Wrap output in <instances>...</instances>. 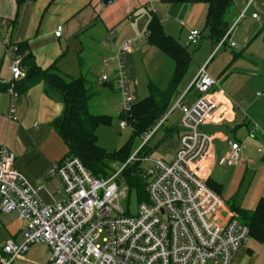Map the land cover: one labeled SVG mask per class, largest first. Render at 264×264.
I'll list each match as a JSON object with an SVG mask.
<instances>
[{"label": "crops", "instance_id": "crops-1", "mask_svg": "<svg viewBox=\"0 0 264 264\" xmlns=\"http://www.w3.org/2000/svg\"><path fill=\"white\" fill-rule=\"evenodd\" d=\"M232 2L227 18L229 28L245 10L247 0ZM206 12L207 6L202 2L174 5L159 0H27L18 8L15 0H0V21L6 22L0 26V39L8 33L15 45H25L35 65L43 71L52 69L65 78L76 79L82 72L95 70V81L103 89L99 94L95 91L98 97L109 100L114 95L121 101L114 80L113 55L122 42L130 40L134 44L131 55L123 58L130 81V68L139 59L160 69L161 83H154L165 90L174 64L147 43L148 24L155 19L167 36L185 48L189 46L188 32L197 31L200 37L192 45L193 54L177 101L186 93L181 103L189 106L194 102L198 94L188 88L204 68L224 100L239 104L228 120L221 114L218 123L203 128L213 138L209 180L220 186L218 196L223 201V211L235 215L233 208L252 211L264 199V0L252 1L245 17L223 43L213 44L208 38L204 29ZM252 14L258 19H251ZM58 26L62 27L61 37L54 38ZM110 33L112 36L108 37ZM103 74L108 81L100 83ZM8 79V66L0 47V82ZM19 95L16 120L8 121L11 100L0 83V147L14 154L15 169L31 187H42L38 196L44 204L59 202L56 197L61 184L47 172L68 153L53 125L62 116L63 105L43 83L21 88ZM116 107L120 110L121 105ZM178 118L179 114L177 121ZM229 141L242 147L241 164L235 168L218 165ZM167 142L175 143V134ZM12 214L4 218L9 236L5 243L19 244L24 223ZM23 257L31 264H48L49 250L32 246ZM16 263L24 264L15 260ZM231 264H264V243L250 238Z\"/></svg>", "mask_w": 264, "mask_h": 264}, {"label": "built area", "instance_id": "built-area-1", "mask_svg": "<svg viewBox=\"0 0 264 264\" xmlns=\"http://www.w3.org/2000/svg\"><path fill=\"white\" fill-rule=\"evenodd\" d=\"M252 1L247 0L245 10L219 43L229 39ZM251 19H258L257 15L252 14ZM5 25L1 20L0 26ZM61 32L58 26L54 38H60ZM199 37L197 31L188 32L187 45H195ZM230 46L235 47L233 43ZM0 47L9 71V79L0 82L11 100L7 120L15 121L20 98L16 87L26 73L8 33L0 39ZM133 48L132 41H124L113 55L123 115L132 105L123 57ZM103 66L107 67L106 61ZM107 81L103 74L99 82ZM215 87L201 68L188 88L198 94L194 102L183 105L185 93L145 135L139 150L173 112H178L176 146L168 161L152 154L140 157L138 150L105 178L93 177L77 158H65L53 166L47 175L60 182L66 197L63 202L44 204L38 196L42 187H31L15 169L14 154L0 147V215L15 213L24 223L21 242L8 241L0 249V264H14L32 246L48 248V264H231L249 242V230L234 214L223 211V201L207 184L213 138L203 128L218 123L221 114L228 120L239 104L225 101ZM126 126L125 121L119 124L121 129ZM241 152L239 143L227 142L218 165L238 167ZM134 164L141 169L146 199L138 202L136 214L129 216L119 201L128 198L130 191L118 178Z\"/></svg>", "mask_w": 264, "mask_h": 264}, {"label": "trees", "instance_id": "trees-1", "mask_svg": "<svg viewBox=\"0 0 264 264\" xmlns=\"http://www.w3.org/2000/svg\"><path fill=\"white\" fill-rule=\"evenodd\" d=\"M27 0H15L17 7L22 6ZM34 1V0H30ZM169 4H186L190 2H202L207 6L204 29L213 44L219 43L228 31V14L232 8V0H159ZM147 43L159 49L174 64L172 77L165 90H160L152 84L148 86L146 98L136 104H132L126 115H119L121 121H125L133 129L134 135L147 134L159 121L160 117L169 112L172 96L182 81L191 61V55L185 47L176 40L167 36L162 26L152 19L147 27ZM16 52L22 57V67L26 78L18 83L17 91L32 84L43 83L53 91L63 105V114L54 122V128L68 149L66 158H77L86 170L96 178H105L109 164L120 163L121 166L129 159L128 147L125 145L112 154L98 147L95 135L96 129L102 125H109L111 117L107 115H94L90 112V104L98 94L93 90L88 79V72H82L76 79L65 78L53 71L39 69L25 45L17 46ZM176 127L165 130L160 145L164 146L168 140L174 138ZM151 154L144 145L138 152L143 157ZM121 176L130 189H135L138 202L144 201V182L141 178V169L134 164L126 167ZM208 186L219 195L220 186L208 180ZM237 220L249 230L250 238L259 243H264V199L259 200L252 211H244L233 208Z\"/></svg>", "mask_w": 264, "mask_h": 264}, {"label": "rangeland", "instance_id": "rangeland-1", "mask_svg": "<svg viewBox=\"0 0 264 264\" xmlns=\"http://www.w3.org/2000/svg\"><path fill=\"white\" fill-rule=\"evenodd\" d=\"M187 47L188 48L186 49L190 51L189 54L192 55L193 46L189 45ZM131 53L124 55V57L127 58V56L131 55ZM155 69H156L155 64H151L148 62H142L141 60L138 59L133 62V66L132 68H130V74H131V81H130L129 76H128L129 74L128 68L125 67V72L127 76V84L129 88V96L132 100V104H136L142 99H144L145 97H147L149 84H152L158 89L162 90L161 88H159L157 83H154V81H157V82L159 81L158 83H161L160 78L162 75V73L160 72V69H156V70ZM89 71H90L88 75L89 82L92 85L93 90H95L99 94V92H102L103 89L100 88V86L95 81L96 80L95 78L96 76L94 77V75H96L95 70H89ZM182 89H183V82H181V84L178 85L176 89V93L172 96V99L170 100L169 107H172V106L174 107L178 99V94L182 92ZM191 95H193V93H191L190 96ZM110 98L111 99L106 100L102 97L100 98L97 97L93 99L90 104V107H91L90 112L92 114L94 115L105 114L111 117V121L109 125H102L96 129L95 135L97 138V145L98 147L103 149L106 152V154H112L116 152L117 150H119L120 148L127 145L128 156L129 157L133 156L142 146L143 139L146 134L142 136L134 135L133 129L129 125L121 129L119 127V124L122 120V119H119L120 110L116 107V106L120 107L121 101L118 97L114 95H111ZM163 117L164 115L161 116L160 119H162ZM177 117H178V112L177 111L173 112L168 117L167 121L163 123L162 128L156 134H154V136L148 142L147 148L150 150L153 158L162 159L164 161H168L170 159L172 150L164 148L162 145H160V141L162 137L164 136L165 130L172 129L176 125ZM120 167H121V164L117 162H113L109 164L108 169L105 172L106 176H111L113 173L117 172ZM118 182L120 184H123L125 180L123 179L122 176H120L118 178ZM65 198L66 197L63 193V190L62 188H60V192L57 195L56 199L59 202H63ZM137 206H138V199H137L135 189H130L128 198H126L125 200L119 201V207L122 209L123 212H125L129 216H134L136 214ZM0 216H1L0 246H2L5 243V241L9 239V236L5 230V224H4V218L8 216L7 215H0ZM16 261L18 262L22 261L24 264H31V262L27 261L26 258L23 256L17 257Z\"/></svg>", "mask_w": 264, "mask_h": 264}, {"label": "water", "instance_id": "water-1", "mask_svg": "<svg viewBox=\"0 0 264 264\" xmlns=\"http://www.w3.org/2000/svg\"><path fill=\"white\" fill-rule=\"evenodd\" d=\"M172 145H173L174 147L176 146L175 143H172V144H171V142H167V144L164 145L163 147H164V148H170Z\"/></svg>", "mask_w": 264, "mask_h": 264}]
</instances>
